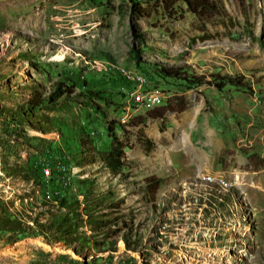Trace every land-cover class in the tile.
I'll return each mask as SVG.
<instances>
[{
	"label": "rangeland",
	"instance_id": "obj_1",
	"mask_svg": "<svg viewBox=\"0 0 264 264\" xmlns=\"http://www.w3.org/2000/svg\"><path fill=\"white\" fill-rule=\"evenodd\" d=\"M206 1L0 0V264H264V0ZM130 76L182 111L148 117ZM202 176L230 185L244 229L206 236Z\"/></svg>",
	"mask_w": 264,
	"mask_h": 264
},
{
	"label": "built area",
	"instance_id": "obj_2",
	"mask_svg": "<svg viewBox=\"0 0 264 264\" xmlns=\"http://www.w3.org/2000/svg\"><path fill=\"white\" fill-rule=\"evenodd\" d=\"M94 68L99 72L109 75L113 72L119 74L123 73L129 78L124 70L107 62H94ZM130 79L134 81L135 88L130 94L129 100L138 107H158L160 102L158 93L155 91H145V89L142 88L144 80L141 77L130 76ZM43 174L44 176H49L48 170H43ZM199 179V181H195L191 184L192 186H190L193 191L197 189L198 185L202 186L203 189V191H200L199 196H197L200 201L196 203L195 209L197 211L200 227L206 229V236L213 239L220 235L236 234L238 230L244 229L245 220L242 216H244L245 213H240L238 210L241 208V205L237 204L233 199L228 198L230 185L221 179L209 176H202ZM221 211L226 214V218ZM204 212H207L208 217H204ZM208 218H210V220ZM211 220H214L213 224H210Z\"/></svg>",
	"mask_w": 264,
	"mask_h": 264
},
{
	"label": "trees",
	"instance_id": "obj_3",
	"mask_svg": "<svg viewBox=\"0 0 264 264\" xmlns=\"http://www.w3.org/2000/svg\"><path fill=\"white\" fill-rule=\"evenodd\" d=\"M183 1L193 13H197L198 10L199 11H205L207 9L209 10L210 7H212L210 4L207 3L206 0H183ZM162 71L165 75L177 77L178 79L190 84L200 83L198 80H196L197 78H193L195 81L194 80L190 81L191 79L190 77L192 76H190L184 70L183 67H177V68H172V70H162ZM225 85L235 86V87L244 86L242 82L239 81L238 79H234L227 76L220 77L218 82L212 84V86H214V88L218 91L222 89ZM62 88L63 87L61 85L59 84L56 85L55 88L51 92H49L44 99L37 98L35 99V101L33 100L32 102H30L31 105L38 106L42 103V100L48 104H54L57 99L61 98L66 94V90L65 89L63 90ZM182 109L183 107L175 109L174 107H171L169 104H165L163 106L149 110L147 112V115L148 117L163 119L164 115L167 112H180L182 111ZM143 142L146 145H150V142H148L147 140H144ZM113 152L114 150L109 154H106L105 158H102L101 160L105 165H107V167L110 170L118 171L122 167V163L119 160L120 158H122L123 154L121 152H116V153L114 152L113 154ZM159 183L160 181L155 179L146 180V192L148 191L149 188H151L150 192L152 195H154L159 187ZM9 230L18 233H25L28 231V228L27 226L22 225L20 222L14 221Z\"/></svg>",
	"mask_w": 264,
	"mask_h": 264
},
{
	"label": "bare ground",
	"instance_id": "obj_4",
	"mask_svg": "<svg viewBox=\"0 0 264 264\" xmlns=\"http://www.w3.org/2000/svg\"><path fill=\"white\" fill-rule=\"evenodd\" d=\"M33 243H34V244H37V245H42L38 240L33 241ZM12 252H13V251H12ZM2 253L7 254V253H9V252H8V251H4V252H2Z\"/></svg>",
	"mask_w": 264,
	"mask_h": 264
}]
</instances>
